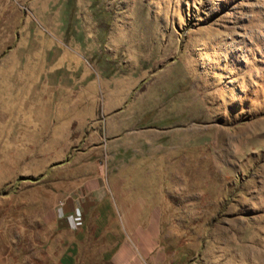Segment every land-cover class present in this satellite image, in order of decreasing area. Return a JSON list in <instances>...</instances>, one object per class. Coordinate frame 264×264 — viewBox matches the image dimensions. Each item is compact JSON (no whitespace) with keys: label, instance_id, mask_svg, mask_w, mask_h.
I'll return each mask as SVG.
<instances>
[{"label":"rangeland","instance_id":"1","mask_svg":"<svg viewBox=\"0 0 264 264\" xmlns=\"http://www.w3.org/2000/svg\"><path fill=\"white\" fill-rule=\"evenodd\" d=\"M101 164L144 264H264V0H0V264Z\"/></svg>","mask_w":264,"mask_h":264},{"label":"crops","instance_id":"2","mask_svg":"<svg viewBox=\"0 0 264 264\" xmlns=\"http://www.w3.org/2000/svg\"><path fill=\"white\" fill-rule=\"evenodd\" d=\"M108 172L101 164L96 179L88 178L82 184L65 187L61 192L63 197L58 201L60 208L56 205L46 207L35 218L20 220L17 226L28 229L24 238L28 239L32 253L25 257L18 250L16 264H39L38 261L43 259L48 263L53 258H56V264H144L150 255L148 247L157 242L158 222L152 220L145 225L135 219L132 212H128L127 203H124L127 218L119 212L118 219V205L112 204L105 189ZM90 184L94 185L90 187ZM100 191H103L101 197ZM82 198L88 199L90 204H85ZM60 211L66 222L47 219L50 212ZM78 215L82 217L80 225L67 221ZM146 226L150 229H144ZM24 231L19 230L22 234ZM14 240L20 247L24 243L20 238L14 237Z\"/></svg>","mask_w":264,"mask_h":264}]
</instances>
